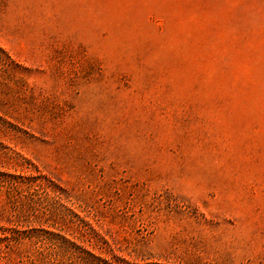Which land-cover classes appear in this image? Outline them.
Masks as SVG:
<instances>
[{
	"label": "rangeland",
	"instance_id": "374dc122",
	"mask_svg": "<svg viewBox=\"0 0 264 264\" xmlns=\"http://www.w3.org/2000/svg\"><path fill=\"white\" fill-rule=\"evenodd\" d=\"M0 233V264H264V0H0Z\"/></svg>",
	"mask_w": 264,
	"mask_h": 264
},
{
	"label": "trees",
	"instance_id": "16d2710c",
	"mask_svg": "<svg viewBox=\"0 0 264 264\" xmlns=\"http://www.w3.org/2000/svg\"><path fill=\"white\" fill-rule=\"evenodd\" d=\"M2 231L5 232L7 229H3ZM46 233L49 237L56 235L55 233L49 231ZM8 237L9 236L6 234L0 233V243ZM60 239L64 250L71 256H74L73 258L80 262L79 264H100L101 262H104L105 264H112V262L103 259V252L101 251V248L87 239L77 238V240H69L68 238L65 239L63 236H61Z\"/></svg>",
	"mask_w": 264,
	"mask_h": 264
}]
</instances>
